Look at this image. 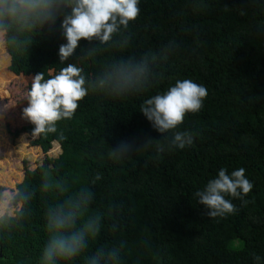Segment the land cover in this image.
<instances>
[{"label":"trees","instance_id":"16d2710c","mask_svg":"<svg viewBox=\"0 0 264 264\" xmlns=\"http://www.w3.org/2000/svg\"><path fill=\"white\" fill-rule=\"evenodd\" d=\"M137 8L107 42L82 38L64 62L57 49L67 8L0 37V123L12 138L33 135L23 109L36 73L47 78L72 63L86 89L71 119L31 141L62 151L26 166L11 190L14 211L0 212V264H39L49 211L83 196L77 225L98 218L99 231L72 264L98 250L115 253L109 264H264V0H138ZM141 61L147 71L133 89L100 83L116 66ZM183 78L205 87L202 107L157 132L142 102ZM177 132L191 145L176 148ZM220 167L244 168L253 187L225 197L233 213L210 218L193 192Z\"/></svg>","mask_w":264,"mask_h":264},{"label":"clouds","instance_id":"9594fccd","mask_svg":"<svg viewBox=\"0 0 264 264\" xmlns=\"http://www.w3.org/2000/svg\"><path fill=\"white\" fill-rule=\"evenodd\" d=\"M138 0H0V37L9 29H31L52 18L57 8L69 9L60 19L64 43L57 49L60 62H64L78 46L80 39L93 37L107 42L118 26L126 27L137 17ZM147 66L140 63H124L116 66L100 80L117 93L127 92L139 83ZM81 69L68 63L54 75L45 78L36 73L27 94V106L23 116L33 125V134L52 132L55 122L71 119L77 102L86 95ZM206 89L188 78L176 79L166 90L158 91L143 100L140 111L157 132H165L181 124L185 113H197L206 97ZM176 148L191 145L192 139L177 132L172 141ZM244 168L230 172L220 167L216 174L193 192L196 202L205 206L210 218L223 217L234 212L231 199H241L253 187L245 177ZM88 197L68 200L47 215L49 238L43 247L39 264H72L84 252L87 242L99 231L98 218L81 220ZM115 253L97 251L87 264H109Z\"/></svg>","mask_w":264,"mask_h":264},{"label":"rangeland","instance_id":"374dc122","mask_svg":"<svg viewBox=\"0 0 264 264\" xmlns=\"http://www.w3.org/2000/svg\"><path fill=\"white\" fill-rule=\"evenodd\" d=\"M4 53L0 46L1 55ZM1 67V64H0ZM1 69V68H0ZM38 134H21L12 138L0 123V212H13L14 207L9 204V197L15 189V183L21 179L24 168H34L40 165L47 156H57L61 151L59 143L53 142L51 148L44 152L39 146H33L31 141Z\"/></svg>","mask_w":264,"mask_h":264}]
</instances>
